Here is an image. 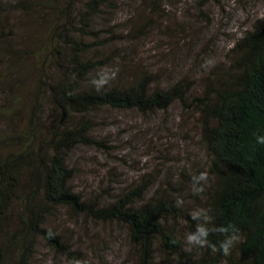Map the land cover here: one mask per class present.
<instances>
[{"label":"trees","instance_id":"obj_1","mask_svg":"<svg viewBox=\"0 0 264 264\" xmlns=\"http://www.w3.org/2000/svg\"><path fill=\"white\" fill-rule=\"evenodd\" d=\"M109 5V0H0V13L36 17L46 9L55 18L65 19L66 27L60 30L53 27L58 21H53L52 45L49 40L46 46L55 54L63 48L68 57L56 65L57 69L63 66L62 73L52 83L41 71L36 86L26 92L29 98L18 89H9V99L0 109L1 123L9 126L8 131H0V264L10 260L29 264L37 239L56 251L71 253L46 225L50 213L61 207L124 225L135 264H154L156 242L169 254L194 264L168 227V218L183 216L176 201L157 191L137 205L143 193L126 191L113 202L92 205L69 185L73 176L70 153L77 146H99L91 135L92 121L86 118L90 113L107 107L149 115L166 111L175 102L194 108L200 142L209 157V186L201 191L203 210L196 218L185 215L191 222L198 262L264 264V140L257 141L264 138V15L236 40L228 65L214 67L199 94L192 95L193 84L183 79L165 89L153 88L148 75L125 84L87 81L102 69L103 60L88 56L91 44L79 35L74 38L71 30L87 35L92 18ZM72 20L79 26L72 28ZM30 52L9 44L10 69L20 53L31 56ZM14 66L17 69L19 63ZM74 116L79 118L75 121ZM46 117L51 118V126L44 131ZM72 264H78L75 257Z\"/></svg>","mask_w":264,"mask_h":264},{"label":"rangeland","instance_id":"obj_2","mask_svg":"<svg viewBox=\"0 0 264 264\" xmlns=\"http://www.w3.org/2000/svg\"><path fill=\"white\" fill-rule=\"evenodd\" d=\"M109 3L92 18L90 33L80 35L71 30L74 38L80 36L91 44L88 56L103 60L102 69L90 74L87 81L125 84L148 75L153 88L165 89L183 79L193 84L192 95L199 94L204 78L214 67L228 65L229 50L236 40L264 15V0ZM70 9L68 18L72 17ZM77 9L83 13L81 7ZM55 17L46 9L36 17L6 10L0 13V109L9 99V89H18L29 98L26 92L36 86L41 71L50 83L62 73L63 66H57L68 59L67 50L61 48V53L55 54L46 46L54 20L60 23L56 26L54 22V28L66 27L65 19ZM73 21L72 28L78 27ZM9 44L32 52L31 56L20 53L11 69ZM15 63H19L17 69ZM78 118L73 117L75 121ZM86 118L92 121L91 135L99 146H77L70 153L68 166L73 176L69 185L73 191L92 205L113 202L126 191L143 193L137 205L157 191L176 201L183 216L168 218V227L181 241L182 251L194 259V264H201L194 254L193 238L189 239L191 222L185 218L199 216L204 206L201 191L210 181L209 157L200 142L194 108L175 102L166 111L141 115L135 110L104 107ZM50 121V117L42 121L44 131L51 126ZM7 125L0 119V131H8ZM46 222L71 253L56 251L37 239L29 264H72L73 257L78 264H135L134 248L122 224L95 220L65 207L54 209ZM152 257L154 264H187L182 256L163 250L158 242ZM9 264L15 263L10 260Z\"/></svg>","mask_w":264,"mask_h":264},{"label":"clouds","instance_id":"obj_3","mask_svg":"<svg viewBox=\"0 0 264 264\" xmlns=\"http://www.w3.org/2000/svg\"><path fill=\"white\" fill-rule=\"evenodd\" d=\"M262 140H264V138H260V137L257 138V141H258V142H261ZM203 234H204V233L202 232L201 235H203ZM189 239L191 240L192 237H189ZM225 250H226V249H225Z\"/></svg>","mask_w":264,"mask_h":264}]
</instances>
